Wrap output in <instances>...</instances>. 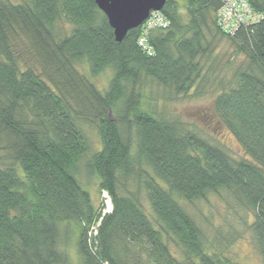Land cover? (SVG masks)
Instances as JSON below:
<instances>
[{
  "label": "trees",
  "instance_id": "1",
  "mask_svg": "<svg viewBox=\"0 0 264 264\" xmlns=\"http://www.w3.org/2000/svg\"><path fill=\"white\" fill-rule=\"evenodd\" d=\"M244 1L259 19L225 28L224 0H167L118 43L93 0H0V264H239L240 234L188 210L211 197L252 216L264 263V0ZM208 89L239 159L158 111Z\"/></svg>",
  "mask_w": 264,
  "mask_h": 264
},
{
  "label": "rangeland",
  "instance_id": "2",
  "mask_svg": "<svg viewBox=\"0 0 264 264\" xmlns=\"http://www.w3.org/2000/svg\"><path fill=\"white\" fill-rule=\"evenodd\" d=\"M231 1L234 2V0ZM12 2H15V0H12ZM78 68L83 74H88L86 65L83 64ZM109 77V73H104L93 79L94 84L98 89L104 90L108 84ZM215 96L216 92L209 90L199 98H183L165 104L158 102L159 105L161 104L158 111L164 112L169 119L185 122L205 139L224 147L234 158L239 159L243 156L239 143L226 129L218 126L214 117L210 114ZM92 139L95 142L97 141L93 133ZM82 182L87 184L84 180ZM91 184L93 191H95L96 185L94 183ZM85 190L90 193L89 190ZM94 194L93 199L98 203L100 198L96 193ZM106 203L107 208L104 210V214L110 213L111 210L109 200ZM188 210L193 216L196 215L198 222L207 231L209 237H212L216 230L222 232L224 236L236 232L240 234V239L234 241L232 245L225 244V253L236 259L235 262L239 264H264L249 230V226L253 221L252 216L241 212L239 209L232 210L224 201L216 197L209 198L207 202H198L194 207L189 206Z\"/></svg>",
  "mask_w": 264,
  "mask_h": 264
},
{
  "label": "water",
  "instance_id": "3",
  "mask_svg": "<svg viewBox=\"0 0 264 264\" xmlns=\"http://www.w3.org/2000/svg\"><path fill=\"white\" fill-rule=\"evenodd\" d=\"M106 17L116 42L145 23L152 12H161L167 0H93Z\"/></svg>",
  "mask_w": 264,
  "mask_h": 264
},
{
  "label": "built area",
  "instance_id": "4",
  "mask_svg": "<svg viewBox=\"0 0 264 264\" xmlns=\"http://www.w3.org/2000/svg\"><path fill=\"white\" fill-rule=\"evenodd\" d=\"M225 7L221 12V17L225 23V28H236L237 22L242 24H251L259 19V16L253 15L246 6L244 0H224ZM236 21V22H235ZM167 23L161 18L158 12L150 14L146 21V28H165Z\"/></svg>",
  "mask_w": 264,
  "mask_h": 264
}]
</instances>
